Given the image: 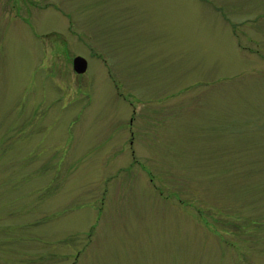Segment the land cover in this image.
I'll return each mask as SVG.
<instances>
[{"label":"rangeland","instance_id":"obj_1","mask_svg":"<svg viewBox=\"0 0 264 264\" xmlns=\"http://www.w3.org/2000/svg\"><path fill=\"white\" fill-rule=\"evenodd\" d=\"M0 264H264V0H0Z\"/></svg>","mask_w":264,"mask_h":264},{"label":"water","instance_id":"obj_2","mask_svg":"<svg viewBox=\"0 0 264 264\" xmlns=\"http://www.w3.org/2000/svg\"><path fill=\"white\" fill-rule=\"evenodd\" d=\"M73 67L75 71L83 72L86 68V61L80 56H77L74 58Z\"/></svg>","mask_w":264,"mask_h":264}]
</instances>
